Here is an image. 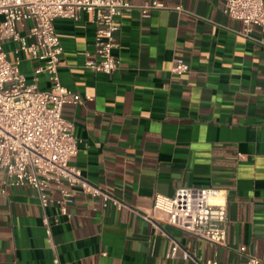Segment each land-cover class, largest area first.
Wrapping results in <instances>:
<instances>
[{"label":"crops","instance_id":"crops-1","mask_svg":"<svg viewBox=\"0 0 264 264\" xmlns=\"http://www.w3.org/2000/svg\"><path fill=\"white\" fill-rule=\"evenodd\" d=\"M147 1L132 0L118 18L120 66L112 73L85 65L96 35L87 13L54 21L64 48L61 82L83 98L63 110L79 138L71 163L134 209L104 207L76 188L63 215L56 201L44 207L32 187L6 184L0 169V264H57L56 256L59 264H199L214 256L246 264L249 254L264 264V32L253 24L246 34V24L225 13L226 0H183V11L179 0H158L167 7L143 16ZM33 23H18L23 36ZM16 45L4 42L11 58ZM20 57L31 81L40 61L26 51ZM176 57L189 72H171ZM38 82L52 88L47 73ZM182 186L224 191L225 246L142 215L152 213L156 194ZM175 240L193 256L169 257Z\"/></svg>","mask_w":264,"mask_h":264},{"label":"built area","instance_id":"built-area-1","mask_svg":"<svg viewBox=\"0 0 264 264\" xmlns=\"http://www.w3.org/2000/svg\"><path fill=\"white\" fill-rule=\"evenodd\" d=\"M182 1L175 6L179 11L184 10ZM134 7L132 0H0V169L6 172V184L32 187L44 207L56 201L63 215H70L69 207L75 200L76 188L100 197L104 207L111 201L119 208H134L109 190L90 182L83 171L71 163L72 156L78 152L79 138L75 134L74 121L67 119L63 110L67 104L81 103L83 98L61 82L59 66L64 48L54 21L59 17L78 20L87 13L96 26V35L93 55L85 65L94 71L112 73L120 66V59L114 52L118 45V18ZM164 7L167 6L158 0L139 6L143 16ZM224 11L246 24V34L253 24L264 32V0H226ZM29 19L34 23L28 35L23 36L18 23ZM6 40L17 42L12 58L4 47ZM20 51L40 61L31 81L20 69ZM190 69V63L183 57H176L171 66L175 74ZM41 73L48 74L51 89L39 86ZM213 197H218L219 201H212ZM142 215L212 244L225 246L228 241L226 196L214 186H182L172 196L158 193L152 213ZM42 221L54 245L48 215H43ZM245 249L243 246L242 250ZM180 253L184 259L193 256L192 251L175 240L168 256L175 258ZM196 260L199 264H219L217 256ZM55 262L59 264L58 256ZM246 264H263V261L249 254Z\"/></svg>","mask_w":264,"mask_h":264},{"label":"bare ground","instance_id":"bare-ground-1","mask_svg":"<svg viewBox=\"0 0 264 264\" xmlns=\"http://www.w3.org/2000/svg\"><path fill=\"white\" fill-rule=\"evenodd\" d=\"M216 200H219V198H218V197H213V198H212V201L215 202Z\"/></svg>","mask_w":264,"mask_h":264},{"label":"rangeland","instance_id":"rangeland-1","mask_svg":"<svg viewBox=\"0 0 264 264\" xmlns=\"http://www.w3.org/2000/svg\"><path fill=\"white\" fill-rule=\"evenodd\" d=\"M216 201H219V200H216Z\"/></svg>","mask_w":264,"mask_h":264}]
</instances>
